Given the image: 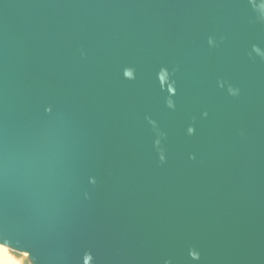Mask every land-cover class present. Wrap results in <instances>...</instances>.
<instances>
[{"label":"water","instance_id":"obj_1","mask_svg":"<svg viewBox=\"0 0 264 264\" xmlns=\"http://www.w3.org/2000/svg\"><path fill=\"white\" fill-rule=\"evenodd\" d=\"M0 246L264 264V0H0Z\"/></svg>","mask_w":264,"mask_h":264},{"label":"rangeland","instance_id":"obj_2","mask_svg":"<svg viewBox=\"0 0 264 264\" xmlns=\"http://www.w3.org/2000/svg\"><path fill=\"white\" fill-rule=\"evenodd\" d=\"M0 260L1 261H11L13 264H21L19 259H16L13 255L9 253V250L3 246H0Z\"/></svg>","mask_w":264,"mask_h":264},{"label":"bare ground","instance_id":"obj_3","mask_svg":"<svg viewBox=\"0 0 264 264\" xmlns=\"http://www.w3.org/2000/svg\"><path fill=\"white\" fill-rule=\"evenodd\" d=\"M1 261V260H0ZM3 262V261H2ZM14 263V262H13ZM11 261H4L3 264H13Z\"/></svg>","mask_w":264,"mask_h":264},{"label":"clouds","instance_id":"obj_4","mask_svg":"<svg viewBox=\"0 0 264 264\" xmlns=\"http://www.w3.org/2000/svg\"><path fill=\"white\" fill-rule=\"evenodd\" d=\"M0 264H3V262H2V261H0Z\"/></svg>","mask_w":264,"mask_h":264}]
</instances>
